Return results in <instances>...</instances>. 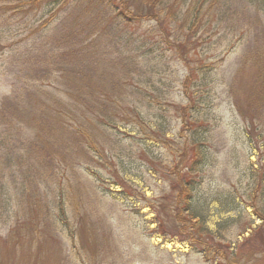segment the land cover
I'll return each mask as SVG.
<instances>
[{
  "label": "rangeland",
  "instance_id": "374dc122",
  "mask_svg": "<svg viewBox=\"0 0 264 264\" xmlns=\"http://www.w3.org/2000/svg\"><path fill=\"white\" fill-rule=\"evenodd\" d=\"M191 1L178 0L183 11ZM224 1L210 18L205 4L202 21L192 30L183 24L180 30L167 14L161 27L144 20L127 31L118 29L124 43L141 45L133 38L137 31L156 49L145 55L140 50L135 80L128 67L121 68V78L128 90L140 92L133 101L135 114L140 112L146 130L162 140L117 118V128L105 130L112 143L97 142L95 152L81 156L71 150L63 161L61 153L69 149L60 145L55 165L43 150L27 158L34 170L26 182L11 181L5 172L0 264H264V0ZM52 10L44 5L31 13L0 14V111L15 87H42V96L32 92L29 101L45 99L53 109L59 106L44 91L58 102L73 99L66 89L80 86L96 87V100L103 96L102 70L113 68L108 60L64 64L76 61L64 52L81 43L90 29L80 28L78 8L59 12L34 34ZM65 27L73 29L69 38L62 35ZM187 76L192 81L186 83ZM113 83L117 85L112 81L108 87L114 88ZM115 97L128 100L129 94ZM23 105L31 109L27 102ZM32 115L17 121L28 136L34 132L28 125H33ZM4 126L0 120V139ZM200 139L209 143L205 166L199 165L204 170L198 194L202 204L212 200L206 212L201 208L211 232L206 236L208 260L191 250L187 231L172 216L160 227L165 214L157 215L158 203L175 181L169 169L187 150L191 156L189 146Z\"/></svg>",
  "mask_w": 264,
  "mask_h": 264
},
{
  "label": "trees",
  "instance_id": "16d2710c",
  "mask_svg": "<svg viewBox=\"0 0 264 264\" xmlns=\"http://www.w3.org/2000/svg\"><path fill=\"white\" fill-rule=\"evenodd\" d=\"M209 1L192 0L189 7L183 11L178 0H0L1 15L8 12L12 14L31 13L34 9L41 8L44 5L55 8V11L52 10L49 17L34 30V34L45 30V25L49 26V22L53 18L55 19L59 12L69 9L70 6L72 9L78 8L80 17L77 19L80 28L90 29L85 33L86 37L81 43L75 44L71 49L64 52V57L76 56V61L67 59L64 64L80 65L87 58H96L104 62L108 60L106 63L115 69L112 68L111 70L106 66L102 70L105 83L102 84L100 92L103 96L98 100L95 99L98 96V89L92 86H80L76 90L66 89V94L73 97V99L64 102L56 101L54 95L44 91L45 96L52 98L56 106H59L55 109L51 108L45 99H34L33 101H37V104H34L32 100L29 101L28 97L32 92L41 95L42 87L36 86L24 90L14 88L13 95L3 101L0 111V120L5 125L1 129L2 136L0 139V149L4 147V151L1 152L0 150V163H2L0 167L1 187L7 183L4 178L7 171L11 173V181L17 183L18 179L22 178L26 182L30 177V173L34 170L32 168L33 161L27 163V158H31L36 153L39 155L38 152L42 150L48 154L49 164L55 165L54 162L59 155L57 146L61 145L65 149L67 147L69 149L61 153L64 161L66 160L65 155H70L72 152H76L81 156H86V153L90 151L95 152V146L101 140V145H105L106 142L112 143L113 139H110L109 134L106 132L117 128L114 123L119 121L117 118H121V121H127V124L137 125L139 129L147 132L146 137L150 139L162 140L161 137L155 134V131L149 132V130H146L145 123L142 118L140 119V112L135 114L138 111L133 101L136 96H140V92L134 89L128 90L127 80L121 78V68L128 67L130 69H128L129 77L131 80H135V74L140 73L138 61L140 50H142L141 54L145 55L155 53L156 49L151 45L149 46L148 37L139 34L137 31L132 33L136 36H131L141 45L135 46L124 43L126 41L123 42L122 37H119L122 31L118 32V29L124 26L126 29L123 28V30L127 31L129 30L128 27H133L136 23L138 24L144 20H155L158 27H161L165 22L164 14L165 16L167 14V17L171 18L176 25L181 26L180 30H183V25H189V30H192L194 26L199 27V22L202 21V15H205V4L206 18L212 17L213 9L216 6L222 10L225 5L224 0H212V3H209ZM258 1L261 2V0ZM153 28L156 31L158 29L157 27ZM72 30L70 27H65L62 29V35L69 38ZM215 33L217 32L215 31ZM112 54L115 55L114 58ZM109 55L112 58L108 59ZM47 56L49 57V55ZM50 58L53 59L52 55ZM52 63L53 60L49 64ZM61 71L63 72L65 69L62 68ZM189 78L190 81L193 79L192 76H187L186 83ZM112 81L116 82L117 85L113 83L114 88L111 89L108 85ZM125 92L126 97L129 94L128 100L122 98V101H119L115 97L122 96ZM187 98L191 99L189 93H187ZM24 102H27L31 109H25ZM10 113L11 116H9ZM30 114H33L31 119L34 121L32 122L33 125H28L33 128L34 132L28 136L23 132L22 125L17 121L23 122L25 119H29ZM100 127L104 132L101 131ZM97 132H101L99 133L101 139L98 138ZM194 132L202 134L200 129H196ZM54 138L57 139V142H54ZM119 140L116 139V141ZM184 144L188 148L189 143L185 142ZM79 145L81 147L86 145V148H82L80 151L76 150L74 147L78 148ZM104 145L103 148H106ZM207 146H209V143L206 139L193 142L189 146L192 152L191 156L188 157L187 150L183 154V159L175 165V168L169 169L168 175L175 174V181L171 183L169 194L162 198L161 203H158L157 211L158 219L165 214L164 218L159 219L160 227L164 225V219L167 221L172 216L175 223L183 226L182 231H187L185 239L191 245V250L200 254L206 260H208L206 256V236H211V232L206 227V214L201 208H204L206 212V205H210L209 203L212 200L207 204L206 201L202 204L198 194L201 191V173L204 170L199 165L205 166L203 158L204 156L207 158V152L209 151ZM71 150L72 152H70ZM190 162L192 163L190 164ZM22 164L25 165L22 166ZM181 164H183L182 169L180 168ZM24 166H27L26 169ZM120 184L124 186V181ZM260 218L264 220V215L260 214ZM182 231L180 235H183ZM223 252L225 255V251Z\"/></svg>",
  "mask_w": 264,
  "mask_h": 264
}]
</instances>
